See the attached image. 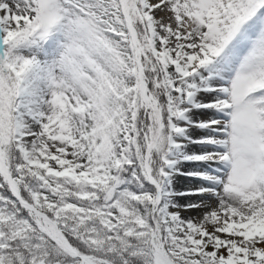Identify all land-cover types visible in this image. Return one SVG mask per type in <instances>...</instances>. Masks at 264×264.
<instances>
[{
    "label": "snow or ice",
    "instance_id": "6c2138e0",
    "mask_svg": "<svg viewBox=\"0 0 264 264\" xmlns=\"http://www.w3.org/2000/svg\"><path fill=\"white\" fill-rule=\"evenodd\" d=\"M0 264H264V0H0Z\"/></svg>",
    "mask_w": 264,
    "mask_h": 264
},
{
    "label": "rangeland",
    "instance_id": "374dc122",
    "mask_svg": "<svg viewBox=\"0 0 264 264\" xmlns=\"http://www.w3.org/2000/svg\"><path fill=\"white\" fill-rule=\"evenodd\" d=\"M197 213H189V215H193V216H195Z\"/></svg>",
    "mask_w": 264,
    "mask_h": 264
}]
</instances>
